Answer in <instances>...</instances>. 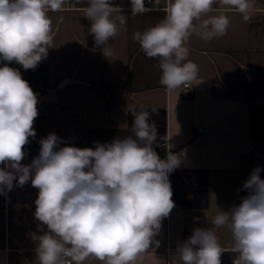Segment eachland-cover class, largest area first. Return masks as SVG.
<instances>
[{
  "label": "clouds",
  "instance_id": "1",
  "mask_svg": "<svg viewBox=\"0 0 264 264\" xmlns=\"http://www.w3.org/2000/svg\"><path fill=\"white\" fill-rule=\"evenodd\" d=\"M67 0H0V194L29 181L38 189L31 233L36 264H144L146 254L160 246L156 239L164 218L175 204L169 174L182 163L169 151L161 159L154 150L157 130L151 111L129 109L132 133L94 148L61 146L50 133L40 140L31 164L21 161L36 133L38 95L22 73L35 70L53 48L49 12L63 10ZM160 0H155L159 4ZM132 14L147 11L144 0H131ZM213 5L233 9L245 23L255 13V0H166L165 15L154 26L137 31L133 39L148 58L157 59L160 84L170 91L198 80L199 67L189 60L193 35L205 42L227 34L231 21L212 14ZM112 0H87L84 16L91 22L95 46L109 59V45L125 26L113 17ZM257 166L244 182L248 195L229 211L211 218L215 229L227 227L232 236V264H264V179ZM14 181L16 185H14ZM198 219V218H196ZM46 229V230H45ZM224 248L212 228H196L163 264H221Z\"/></svg>",
  "mask_w": 264,
  "mask_h": 264
},
{
  "label": "crops",
  "instance_id": "2",
  "mask_svg": "<svg viewBox=\"0 0 264 264\" xmlns=\"http://www.w3.org/2000/svg\"><path fill=\"white\" fill-rule=\"evenodd\" d=\"M112 3L113 17L126 21L109 42L113 57L105 58L95 46L91 22L84 16L87 0H67L63 10L49 12L54 40L47 58L35 70L9 65L22 73L39 101L36 135L29 138L21 163L31 164L40 140L50 133L61 138V146L94 148L97 142L133 135L130 108L156 109L150 116L157 130L153 148L165 159L158 148L168 141L182 163L169 174L175 206L156 236L160 246L146 254L144 264L170 260L196 228H212L224 248L221 264H232L236 254L230 230L215 229L211 218L218 209L238 206L245 155L260 160L264 179V0H255L247 23L235 10L213 5L212 14H226L231 24L223 37L208 42L190 38L188 59L198 65L199 74L189 98L181 87L170 91L160 84L159 61L148 58L133 39L135 32L164 17L166 0L136 15L131 0ZM255 92L259 96L250 100ZM37 198L31 181L14 186L7 196L0 194V264H36L30 234H43L34 217ZM85 264L100 262L89 258Z\"/></svg>",
  "mask_w": 264,
  "mask_h": 264
},
{
  "label": "trees",
  "instance_id": "3",
  "mask_svg": "<svg viewBox=\"0 0 264 264\" xmlns=\"http://www.w3.org/2000/svg\"><path fill=\"white\" fill-rule=\"evenodd\" d=\"M257 96H259V92H255L254 94H251L250 100L256 98ZM257 166L262 168L260 160L254 155L247 154L243 157V169H244L245 177L244 180L241 183H239V185L237 186L236 198L238 205L242 202V198L249 194L248 191L243 188V184L249 178L253 169L256 168Z\"/></svg>",
  "mask_w": 264,
  "mask_h": 264
},
{
  "label": "built area",
  "instance_id": "4",
  "mask_svg": "<svg viewBox=\"0 0 264 264\" xmlns=\"http://www.w3.org/2000/svg\"><path fill=\"white\" fill-rule=\"evenodd\" d=\"M144 2H145V6H146V7H157V6H158V4L155 3V0H145ZM181 88H182V90H183V96H184L185 98H189L190 95H191V91L193 90V84H190V85H184V86H182ZM199 132L202 134V133L205 132V130L201 129ZM158 150H159V152H160L161 154L164 155L165 159H166L167 153H168L169 151H171V152H173V153H176V154L179 153L178 151H174V150L170 147L168 141H164V142H162V143L160 144Z\"/></svg>",
  "mask_w": 264,
  "mask_h": 264
}]
</instances>
